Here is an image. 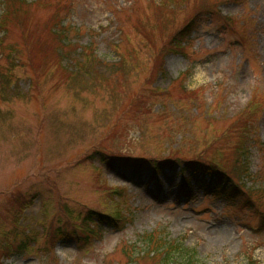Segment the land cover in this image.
I'll list each match as a JSON object with an SVG mask.
<instances>
[{"label":"rangeland","instance_id":"rangeland-1","mask_svg":"<svg viewBox=\"0 0 264 264\" xmlns=\"http://www.w3.org/2000/svg\"><path fill=\"white\" fill-rule=\"evenodd\" d=\"M53 1L28 8L42 19L40 46L23 43L17 21L3 37L22 42L14 60L22 98L0 92V264H149L126 258L130 244L146 250L142 236L153 231L180 242L175 258L193 253L188 264H246L250 255L264 264V230L255 229L264 195L248 194L251 185L264 189V0H188L174 12L150 0H60L68 9L55 24ZM222 14L235 15L231 25ZM189 16L199 22L181 45L186 55L169 52L168 36ZM249 19L247 36L241 20ZM60 25L71 28L65 42L51 34ZM59 43L131 64L109 80L98 68L105 75L87 82L83 67L82 78L64 74L73 60L54 52ZM249 113L250 175L233 176L247 201L240 212L203 195L197 176L189 191L180 188V162L153 178L146 159L171 154L183 161L197 152L193 159L223 169L243 163L238 119ZM135 158L143 163L137 175ZM92 211L118 214L87 218L80 240ZM4 245L10 254H1Z\"/></svg>","mask_w":264,"mask_h":264},{"label":"trees","instance_id":"trees-1","mask_svg":"<svg viewBox=\"0 0 264 264\" xmlns=\"http://www.w3.org/2000/svg\"><path fill=\"white\" fill-rule=\"evenodd\" d=\"M60 0H56L55 6L56 10L52 13L51 17H48L50 21H55L59 22L61 21V18L64 14V12L68 9V4H59ZM151 5L154 7L157 6L158 8H168L171 12H174L175 9L172 8L171 6L176 7L178 6H183L185 5L188 0H150ZM230 0H218L216 3H213L212 6L216 5L217 3H223L227 2ZM241 2L245 0H239ZM207 3H210L207 1ZM59 4V5H58ZM218 4V5H219ZM33 5L36 7L40 8H45V7H50L54 5L53 0H35L32 2H29L28 0H0V10L2 11L0 13V54L1 57L0 59L3 58V62H8L6 64H3V62H0V92L5 93L6 95H14L16 97H21L20 91H19V84L18 81L20 79V75L18 74L17 70V65L14 64V60L17 58L18 54V46L22 42L20 41H12V42H3V37L6 34L7 30H9V24L17 21L18 27L21 29L20 36L23 39V43L26 44V46L29 43H33V46H40L41 43V38L39 35H37V31L39 30V25L42 22V19L40 17H35L33 15V12L29 10L28 8ZM174 10V11H173ZM211 10V9H210ZM213 10V9H212ZM198 11H195V14ZM194 14V16H195ZM194 20L193 16H189L184 24L174 30L169 36H168V49L169 52H182L184 51L181 48L182 41L186 39V35L190 29H193L199 20H196V22H192ZM242 26L245 29L246 27H249V24L251 25V20H244L241 21ZM196 24V25H195ZM14 26V25H13ZM61 26V25H60ZM16 27V26H14ZM32 27L30 30L29 28ZM145 30V28H143ZM33 30V31H32ZM53 30V28H52ZM59 30V29H57ZM68 28L61 26L60 27V33L57 34L56 32H51L53 39H57V41L61 40H67V33H68ZM2 33V34H1ZM153 34V30L149 32L147 40L151 38ZM39 36V38H38ZM68 46V45H67ZM184 47V45H182ZM21 49V48H20ZM54 52L61 54V56H65L67 59L73 60L71 64L68 63V65H65V70H63L64 74L67 76H78L82 78L83 76V71H81V68L83 67V70H85V73H88V81L94 80L95 78L101 77L102 75H105L107 79L109 80V76H112L111 74H120V75H125L128 72L129 69V64L126 65V58L121 56L119 60L113 64L106 63L105 61L101 60L97 54L94 51V48L92 46L88 47V51L81 53L75 52V43H69V47H65L64 44L59 43L58 46L54 48ZM77 53V56H76ZM161 55H166L165 52H157V57L155 61L158 63L161 61V58L159 57ZM5 56V57H2ZM84 56V59H80L77 57H82ZM86 57V58H85ZM61 59V58H60ZM77 69L73 71V69ZM98 68H103L108 71V73L105 72L101 73ZM159 71H162L160 69ZM186 74V72H185ZM84 84V83H83ZM91 86H93L94 82L89 83ZM81 88V87H80ZM163 91L154 89L153 93L156 95L161 94ZM167 91H165L166 93ZM78 92H75V95H77ZM77 97V96H75ZM78 98V97H77ZM198 104V103H197ZM196 104V105H197ZM246 114V113H245ZM251 114L249 113L248 115H245L242 119H238V122L242 125L241 132V146L243 147L244 150V156L242 158V162L240 163L236 161L231 168H225L221 167L217 164L216 161L211 160V163H205V162H200L198 160H195L193 158H198L199 153H195L192 155L190 158H183L184 160L180 157H177L174 154L168 155L166 157L160 156V157H155L151 159H146L147 161H151L154 171L157 172L159 171L162 167L164 166H173L174 163H182L183 166L181 167L182 170L187 169L189 170L192 174H201V176H206L210 175L211 177H216L215 181V186L212 187L209 191H205L206 193H210L211 196H216L219 197L221 200L225 201L226 207H233L237 212H240V210L245 207L247 201H243L242 197L239 196L240 191L238 189V185L235 182L234 177H236L237 180H241L244 176L249 177V170H248V155L249 152L247 150V144L246 141L249 140L247 135V129L246 125L250 126L251 123ZM252 124H254V120L252 121ZM240 131V130H239ZM248 139V140H247ZM250 146V145H249ZM196 149V147H195ZM198 155V156H197ZM173 156V157H172ZM142 160H137V159H132L129 162V165L135 167V171H139L142 168ZM219 168H222L219 170ZM228 169V170H226ZM234 176V177H233ZM242 182V181H241ZM244 183V182H242ZM252 189H249L248 194L250 195V198L253 197V194H258L259 196L264 195V189H260L261 187L255 188L253 185H251ZM234 211V210H233ZM227 212H230L227 211ZM258 213L262 214L263 216L261 217L260 224H264V210L258 209ZM117 212L114 213H109L103 211H92L88 215H86L84 218L81 219V222H85V227L86 231L84 234L81 236L80 240H83V238H87V231L90 229L89 228V220L87 218H97L99 220H102L106 218V216H111L114 217L117 215ZM91 233V232H90ZM87 235V236H86ZM86 236V237H85ZM84 241H87L85 240ZM142 240L147 243V249L143 248H138L137 250H134L135 246L130 244L129 246V252L127 253V262H133V261H138V260H143L145 262H148L149 264H188L189 260L193 257V253H190L188 260H179L174 257L175 253L181 252L183 249H181V244L178 241L175 240H167L164 237H161L158 233V231H153L151 233H146L142 236ZM7 245H4L3 251L1 254H9L12 251H10L9 247H6ZM246 264H259L254 257H247V262Z\"/></svg>","mask_w":264,"mask_h":264}]
</instances>
